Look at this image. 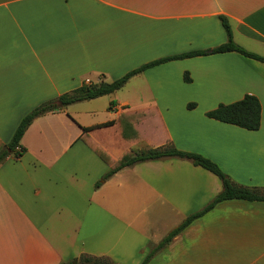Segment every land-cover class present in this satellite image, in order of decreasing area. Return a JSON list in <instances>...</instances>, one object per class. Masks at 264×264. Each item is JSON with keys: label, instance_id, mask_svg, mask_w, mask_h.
I'll return each instance as SVG.
<instances>
[{"label": "crops", "instance_id": "crops-1", "mask_svg": "<svg viewBox=\"0 0 264 264\" xmlns=\"http://www.w3.org/2000/svg\"><path fill=\"white\" fill-rule=\"evenodd\" d=\"M220 18L237 46L264 58V0H0V151L45 102L225 44ZM245 95L260 103L257 131L206 116ZM140 110L148 140L129 144L115 121ZM83 137L113 161L172 145L213 162L238 186L264 190V64L236 52L171 60L113 94L35 118L18 144L25 152L0 164V264H64L82 255L141 264L222 190L214 174L178 158L102 181L110 167ZM148 264H264V202L216 204Z\"/></svg>", "mask_w": 264, "mask_h": 264}, {"label": "trees", "instance_id": "trees-1", "mask_svg": "<svg viewBox=\"0 0 264 264\" xmlns=\"http://www.w3.org/2000/svg\"><path fill=\"white\" fill-rule=\"evenodd\" d=\"M221 24L227 34V42L211 51L206 52H192L187 54H182L174 57H169L161 60H157L155 62H151L149 64L143 65L140 68L129 72L125 76L120 79H117L112 82H104L100 81L98 83H88L85 84L75 90H72L69 93H66L55 100L45 102L33 109L19 124L17 127L12 140L5 148L0 151V164L5 161L7 157L13 155L15 159L21 157V155L25 152V149H19L18 144L20 139L22 138L24 132L29 127L31 122L42 115L47 113L59 111L64 107L78 103L83 101H89L93 99H97L102 96L113 94L119 91L124 87L126 82L133 76L143 72L144 70L154 67L156 65L171 61V60H181L184 58L195 57V56H203L208 54H222L229 52H236L240 55L261 62L264 64V58L253 53H249L237 46L232 40V34L230 27L227 21L224 18H220ZM185 81H189L187 75L184 77ZM114 104V103H111ZM192 107V105H191ZM147 111H131L122 113L119 115L115 123L119 125L120 134L122 138L129 144H136L139 142H147L148 137L146 133L142 132L137 123L142 118H148L146 115ZM206 116L210 119L219 121L221 123L233 125L247 131H257L260 127V118H261V106L258 99L252 95H245L240 101H237L228 105H219L216 109L208 112ZM114 122L105 123L103 125L98 126L105 127L110 126ZM90 129H83V134L87 133ZM84 142L86 145L94 151L98 157L105 162L110 170L105 176H103L102 181L111 177L114 173L119 171L122 168L133 166L135 164L146 162V161H154L166 158H178L185 159L190 161L193 165L199 166L206 171L214 174L222 184L221 192L200 212L190 215L186 218L176 229L172 230L163 240L150 249L148 254L145 256L141 264H148L149 260L162 248L168 245L171 240L177 236L185 227H187L193 220L202 216L210 209H212L216 204L227 201V200H245L249 202L259 201L264 202V190L257 188H247L238 186L233 183L213 162L209 161L201 157L200 155L185 153L178 151L172 145H168L163 149H150L148 151H142L139 153L131 154L126 153L117 161L111 160L105 152L100 149L95 143L91 140L84 138ZM165 143L169 144V138L166 133ZM100 182L96 183V187H98ZM111 264L109 261L105 259H99L90 257L87 255H82L79 259L74 261L64 263V264Z\"/></svg>", "mask_w": 264, "mask_h": 264}, {"label": "rangeland", "instance_id": "rangeland-1", "mask_svg": "<svg viewBox=\"0 0 264 264\" xmlns=\"http://www.w3.org/2000/svg\"><path fill=\"white\" fill-rule=\"evenodd\" d=\"M105 99H109V98H105ZM100 101H102V100H100Z\"/></svg>", "mask_w": 264, "mask_h": 264}, {"label": "water", "instance_id": "water-1", "mask_svg": "<svg viewBox=\"0 0 264 264\" xmlns=\"http://www.w3.org/2000/svg\"><path fill=\"white\" fill-rule=\"evenodd\" d=\"M74 264H76V263H74Z\"/></svg>", "mask_w": 264, "mask_h": 264}]
</instances>
